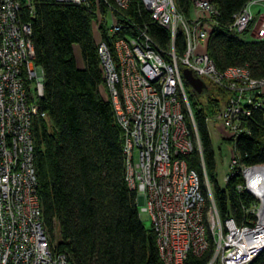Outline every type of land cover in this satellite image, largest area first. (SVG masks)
I'll return each instance as SVG.
<instances>
[{
  "label": "built area",
  "instance_id": "2783aa9c",
  "mask_svg": "<svg viewBox=\"0 0 264 264\" xmlns=\"http://www.w3.org/2000/svg\"><path fill=\"white\" fill-rule=\"evenodd\" d=\"M57 1L96 8L101 92L124 131L126 182L137 193L139 214L152 223L163 263L183 264L190 253L202 255L211 238L215 251L209 264L251 263L264 250L262 202L247 180L248 170L256 166L242 168L244 183L237 186L258 199L248 210L253 224L238 225L234 218L221 219L204 162L210 205L198 173L187 163L195 149H202L184 69L230 93L220 111L206 117L218 138L216 178L222 188L239 163L225 140L245 130L241 120L251 113L249 105L264 106V78L252 77L243 66L219 71L207 52L218 9L211 0H189L187 16L177 0H140L151 19L169 30L167 51L127 14L132 0ZM261 2L249 0L234 15L230 33L246 32L254 18L251 7ZM32 7V0H0V264H72L50 242L37 192L32 129L46 113L39 103L44 77L35 64L33 28L23 17ZM179 32L185 39L182 54L175 50ZM254 36L264 38V14ZM219 169L224 171L221 182Z\"/></svg>",
  "mask_w": 264,
  "mask_h": 264
},
{
  "label": "trees",
  "instance_id": "16d2710c",
  "mask_svg": "<svg viewBox=\"0 0 264 264\" xmlns=\"http://www.w3.org/2000/svg\"><path fill=\"white\" fill-rule=\"evenodd\" d=\"M211 1L219 14L207 52L217 69L243 66L252 77L264 78V38L242 39L229 31L234 15L249 0ZM177 3L188 16L189 0ZM32 6L23 17L33 28L35 64L44 77V95L39 103L46 113L32 131L37 192L51 244L72 264H164L153 229L146 228L140 217L137 193L126 182L124 131L116 121L111 101L101 92L104 77L93 30L95 6L57 0H32ZM127 14L160 48H171L169 30L151 19L140 0H132ZM77 46L83 68L75 55ZM175 50L177 54L185 50L180 32ZM205 84L202 94L188 86L202 150L195 149L187 163L198 173L210 205L204 162L222 220L234 218L238 225H252L254 215L248 210L258 199L237 186L244 183L243 167L264 166V106L249 105L251 113L241 120L245 130L225 140L234 147L239 163L222 188L216 178L218 157L206 117L218 113L230 93ZM185 114L194 132L188 112ZM214 251L211 238L207 251L200 256L190 253L183 264H209ZM249 264H264V250Z\"/></svg>",
  "mask_w": 264,
  "mask_h": 264
},
{
  "label": "bare ground",
  "instance_id": "6f19581e",
  "mask_svg": "<svg viewBox=\"0 0 264 264\" xmlns=\"http://www.w3.org/2000/svg\"><path fill=\"white\" fill-rule=\"evenodd\" d=\"M253 21H254V18H253L252 22ZM251 23H250V25H251ZM250 25H249V28H248L249 33L253 29V26L250 28ZM250 35L253 37V39H257L254 36V29L251 31ZM205 88H206V84H205ZM205 90L206 89H204L203 92ZM247 180H248V182H251V189H250L251 192L254 193L260 199V201L262 202V212H264V166H256V167L248 170V172H247Z\"/></svg>",
  "mask_w": 264,
  "mask_h": 264
},
{
  "label": "water",
  "instance_id": "95a60500",
  "mask_svg": "<svg viewBox=\"0 0 264 264\" xmlns=\"http://www.w3.org/2000/svg\"><path fill=\"white\" fill-rule=\"evenodd\" d=\"M183 77L193 90L199 94H202L203 90L205 89V82L202 79L195 77L190 69L183 70ZM139 204H143V198H140ZM140 217L143 219V216L140 215Z\"/></svg>",
  "mask_w": 264,
  "mask_h": 264
},
{
  "label": "rangeland",
  "instance_id": "374dc122",
  "mask_svg": "<svg viewBox=\"0 0 264 264\" xmlns=\"http://www.w3.org/2000/svg\"><path fill=\"white\" fill-rule=\"evenodd\" d=\"M239 37L242 38V39H248L249 38V33L240 34ZM95 38L97 39L96 35H95ZM77 50H78L79 53H81L80 52V48L78 46H77ZM78 52H77V58H78L77 60H78L79 63H81V57H80V54H78ZM191 90L193 91L192 87H191ZM210 133H211L212 141H213L214 145L217 147V145H218V138H217V136L215 135V133L212 130H211ZM229 154L231 155L230 152H229ZM218 161H219V158H218ZM218 166H219L218 168H220V161H219ZM223 175H224V171H222L221 169H219V176H218V178H219V181L220 182L222 181ZM143 224H144V226L146 228H150L152 226L151 221L148 220V219H143Z\"/></svg>",
  "mask_w": 264,
  "mask_h": 264
},
{
  "label": "crops",
  "instance_id": "0c3cea01",
  "mask_svg": "<svg viewBox=\"0 0 264 264\" xmlns=\"http://www.w3.org/2000/svg\"><path fill=\"white\" fill-rule=\"evenodd\" d=\"M252 13H253V16H254V24H253V29L258 25L262 15L264 14V2H261V3H258V4H254L252 7ZM252 29V30H253ZM251 30V31H252ZM251 31L249 33V38L253 39V37L250 35L251 34ZM77 47L75 48V55H76V58H77ZM78 54H80V57H81V53L78 52ZM78 59V58H77ZM78 61V60H77ZM78 65L79 67L83 68V61H82V58H81V63L78 62Z\"/></svg>",
  "mask_w": 264,
  "mask_h": 264
}]
</instances>
